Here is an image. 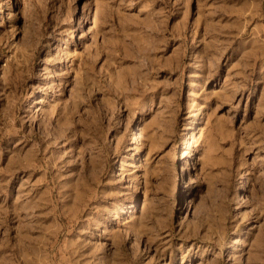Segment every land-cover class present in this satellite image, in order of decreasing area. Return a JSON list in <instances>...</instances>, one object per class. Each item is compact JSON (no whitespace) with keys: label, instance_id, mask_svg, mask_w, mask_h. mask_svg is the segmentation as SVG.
I'll use <instances>...</instances> for the list:
<instances>
[{"label":"rangeland","instance_id":"374dc122","mask_svg":"<svg viewBox=\"0 0 264 264\" xmlns=\"http://www.w3.org/2000/svg\"><path fill=\"white\" fill-rule=\"evenodd\" d=\"M0 264H264V0H0Z\"/></svg>","mask_w":264,"mask_h":264}]
</instances>
